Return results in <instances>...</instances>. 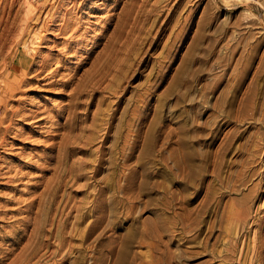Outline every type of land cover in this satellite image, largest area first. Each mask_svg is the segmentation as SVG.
Returning <instances> with one entry per match:
<instances>
[{
  "label": "rangeland",
  "instance_id": "rangeland-1",
  "mask_svg": "<svg viewBox=\"0 0 264 264\" xmlns=\"http://www.w3.org/2000/svg\"><path fill=\"white\" fill-rule=\"evenodd\" d=\"M23 1L0 264H264V0Z\"/></svg>",
  "mask_w": 264,
  "mask_h": 264
},
{
  "label": "bare ground",
  "instance_id": "bare-ground-1",
  "mask_svg": "<svg viewBox=\"0 0 264 264\" xmlns=\"http://www.w3.org/2000/svg\"><path fill=\"white\" fill-rule=\"evenodd\" d=\"M35 1V0H34ZM42 0H37L36 3L34 4H39V2L41 3ZM46 1V0H45ZM131 1V0H130ZM30 2V1H29ZM27 3V2H22V6L20 9H22L23 11H21V18L20 20L18 19V22H16V26H14L15 28L10 30L9 28V31L7 33L6 36H4V33H5V27L3 26L1 32H0V113L2 114L3 117L6 116V114H8V111H7V107L9 105V102L10 100H12L18 93H19V90L21 88L22 85H25L26 82H27V79H26V76H27V71L29 69V66H36L37 67V70L36 74H39L41 70H44L45 68V63H39V65H37L36 63H34V59L36 58V53L34 50H29L28 49V45L32 44L34 41H38V43L40 42L39 41V38L38 37V31L36 34H34L33 36L31 34H29L31 37L29 38V41H26L24 40V37H25V31L27 28H29V24L31 23L30 21L34 18L35 14L37 13L38 10V5H31L30 3ZM33 2V1H31ZM47 2V1H46ZM60 2V1H59ZM132 6L130 7H133L136 5V0H132ZM43 3V2H42ZM132 11L133 9L130 8ZM38 9V10H37ZM128 9V8H127ZM48 10V9H47ZM130 10V11H131ZM131 11V14L133 13ZM136 11V10H135ZM129 12V11H128ZM41 13V12H40ZM130 13V12H129ZM38 15V14H37ZM66 15V14H65ZM127 16H130V15H127ZM125 15V19L127 17ZM132 16V15H131ZM38 17V16H37ZM44 18V17H42ZM132 18V17H131ZM38 19V18H37ZM124 19V20H125ZM35 20V18H34ZM50 20V19H49ZM123 20V21H124ZM36 21V20H35ZM51 21V20H50ZM67 21V20H66ZM6 22V21H5ZM126 22V20H125ZM4 23V22H3ZM2 23V24H3ZM34 23V22H33ZM119 23V22H118ZM123 24V23H122ZM121 24V25H122ZM121 25H119L121 27ZM125 25V23L123 24ZM6 26V30H7V25ZM45 27V26H44ZM13 28V27H12ZM40 30L43 29V26H41L39 28ZM40 32V31H39ZM35 33V32H34ZM27 35V33H26ZM28 35V37H29ZM72 37V36H71ZM26 39V37H25ZM71 39V38H70ZM69 39V40H70ZM73 39V38H72ZM41 40V39H40ZM74 41V39H73ZM122 41V40H121ZM71 43V42H70ZM36 45V44H35ZM22 46L23 48L26 49V53H23L19 50V47ZM23 50V49H22ZM34 51V52H33ZM29 53V54H27ZM110 63V62H109ZM98 72V70H97ZM30 73V71H29ZM28 73V74H29ZM96 73V72H95ZM100 73V72H99ZM101 74V73H100ZM99 75V74H98ZM101 77L98 76V78ZM97 78V77H96ZM102 78V77H101ZM95 80V79H94ZM100 80V79H99ZM101 81V80H100ZM99 81V82H100ZM98 82V83H99ZM97 83V85H98ZM75 96V95H74ZM84 97V96H83ZM73 105V104H72ZM71 106V105H70ZM67 107L69 108V105H67ZM13 109V108H12ZM71 110V107L69 108ZM8 110H11L8 109ZM68 110V109H67ZM15 113H17V109L14 110ZM73 111V110H72ZM11 113V111H9ZM69 112V110H68ZM9 113V114H10ZM72 113L73 112H69ZM75 113V112H74ZM76 114V113H75ZM12 115H13V111H12ZM71 115H68L69 117ZM67 116V117H68ZM72 118V117H70ZM4 119V118H3ZM3 119L0 118V124L3 122ZM74 119V118H72ZM71 119V120H72ZM68 121V120H67ZM73 122V120H72ZM68 123V122H67ZM71 123V121L69 122ZM68 123V124H69ZM70 125V124H69ZM69 125H66L64 124L65 127H67V131H69L68 129L70 128ZM59 126V125H58ZM73 131V130H72ZM70 133V132H69ZM128 149H131V146L128 145ZM63 165V164H62ZM60 168V167H59ZM56 178V177H54ZM60 179V177H57V180ZM59 182V181H57ZM53 183V182H52ZM51 183H47L45 185V193L47 191V193H49L51 190H50V186ZM31 205V204H30ZM28 210H29V207H28ZM246 210V209H245ZM77 211V210H76ZM242 220H241V223H242V227L244 226H247V215H248V212L247 211H242ZM80 213V211H79ZM77 215H79L77 213ZM37 217V216H36ZM80 216H76L75 219V222L77 221V219L79 218ZM30 221L34 222L32 223L34 226H37V224L35 225V221H33V219H31ZM37 221V220H36ZM29 222V220H28ZM26 224V223H25ZM75 224V223H74ZM40 225V224H39ZM43 225V223H42ZM28 226V225H27ZM41 226V225H40ZM34 229V227L32 228ZM36 229V227H35ZM242 229V228H241ZM39 230V229H38ZM39 232V231H37ZM32 239H33V236H32ZM32 245V244H31ZM34 246V245H33ZM61 247V245H60ZM26 249V248H25ZM36 250V248H35ZM56 251V250H55ZM33 252V250H32ZM30 253V252H29ZM51 253V252H50ZM69 253V252H68ZM34 253H32L31 255L33 256ZM27 255V254H25ZM29 255V254H28ZM52 255V254H50ZM238 257V256H237ZM18 261V260H17Z\"/></svg>",
  "mask_w": 264,
  "mask_h": 264
}]
</instances>
